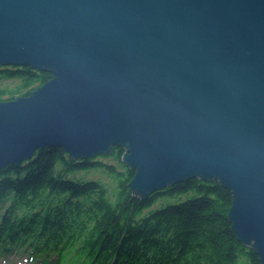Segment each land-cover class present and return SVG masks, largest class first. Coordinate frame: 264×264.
Returning a JSON list of instances; mask_svg holds the SVG:
<instances>
[{
	"label": "water",
	"instance_id": "water-1",
	"mask_svg": "<svg viewBox=\"0 0 264 264\" xmlns=\"http://www.w3.org/2000/svg\"><path fill=\"white\" fill-rule=\"evenodd\" d=\"M0 65L51 74L0 101V169L118 146L135 197L216 180L264 264V0H0Z\"/></svg>",
	"mask_w": 264,
	"mask_h": 264
},
{
	"label": "trees",
	"instance_id": "trees-1",
	"mask_svg": "<svg viewBox=\"0 0 264 264\" xmlns=\"http://www.w3.org/2000/svg\"><path fill=\"white\" fill-rule=\"evenodd\" d=\"M50 76L0 65V81H16L0 87V100L29 95ZM122 155L114 146L108 154L73 159L62 147L47 146L1 168L0 257L22 251L40 264H260L231 230L230 190L191 178L135 197L128 185L134 171ZM90 170H101L113 186L76 176ZM164 198L176 201L154 208Z\"/></svg>",
	"mask_w": 264,
	"mask_h": 264
},
{
	"label": "rangeland",
	"instance_id": "rangeland-1",
	"mask_svg": "<svg viewBox=\"0 0 264 264\" xmlns=\"http://www.w3.org/2000/svg\"><path fill=\"white\" fill-rule=\"evenodd\" d=\"M15 83L16 81L3 80V81H0V87L11 86V85H14ZM106 161L110 163H115V164L117 163L116 160H114V158H111V157L107 158ZM76 176L79 178H100L106 184L113 186L111 178L107 177V175L104 174L101 170H90L88 172H78L76 173ZM175 201H176V198H164L160 200L159 202H157L154 205V208L161 207L163 205H166L167 203L175 202ZM3 211L4 210H2V213ZM5 211H7V209ZM0 264H40V263L38 261H30L28 257V253H25L22 251H13L12 253L8 255L0 257Z\"/></svg>",
	"mask_w": 264,
	"mask_h": 264
}]
</instances>
